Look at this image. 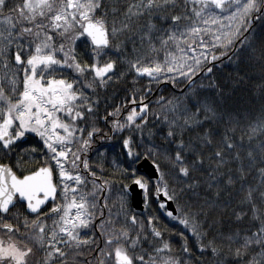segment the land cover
<instances>
[{"label": "snow or ice", "instance_id": "obj_1", "mask_svg": "<svg viewBox=\"0 0 264 264\" xmlns=\"http://www.w3.org/2000/svg\"><path fill=\"white\" fill-rule=\"evenodd\" d=\"M0 264H264V0H0Z\"/></svg>", "mask_w": 264, "mask_h": 264}]
</instances>
